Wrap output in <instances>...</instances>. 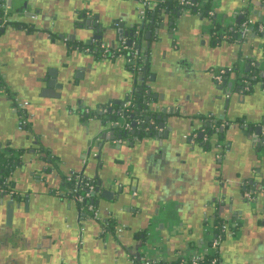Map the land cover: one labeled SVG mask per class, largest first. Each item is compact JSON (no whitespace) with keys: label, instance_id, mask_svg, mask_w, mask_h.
Returning <instances> with one entry per match:
<instances>
[{"label":"crops","instance_id":"0c3cea01","mask_svg":"<svg viewBox=\"0 0 264 264\" xmlns=\"http://www.w3.org/2000/svg\"><path fill=\"white\" fill-rule=\"evenodd\" d=\"M46 1V16L49 22L57 24L54 32L31 30L28 33L25 27L19 29L17 23L0 30V74L11 94L29 102L27 111L32 125L27 133L18 129L14 106L0 92V153L21 149L32 160L33 164H28L24 172L16 171L14 187L23 197L29 196L27 216L37 225L38 230L32 232L28 242L36 247L44 232V238L52 245L49 253L28 254L25 264H131L133 254L139 264L143 263L137 260L138 254L141 260L159 258L164 264H174L178 257L193 252L206 238L202 220L212 202L220 219L233 212L230 218L221 221L244 218L246 232L249 236L252 233L255 244L261 246L264 202L260 212L251 216L241 193L245 182L264 180V152L257 159L242 136L245 132L235 130L233 124L264 126V88L259 83L253 85L243 97H232L230 108L225 110L219 97L221 92L211 75L229 68L240 73L239 60L245 56L260 62L263 68L264 38L251 35L243 42L235 41L236 26L213 30L204 20L205 16L185 9L176 25L166 27L161 36L152 29L146 57L147 78L153 75L156 83H160V88L155 86L153 93L164 96L159 104L173 108L174 118L179 122L177 129L164 140L168 146L163 153L152 140L138 144L135 140L122 139L123 143L114 142L121 144L120 150H112L109 146L114 143H108L105 137L97 150L96 146L92 147L93 141L88 142L87 127L91 124L94 129L98 119L87 118V111L98 112L109 104L117 106V102L123 101L131 86L130 70L125 59L116 57L102 61L75 49L84 44L70 42L64 29L80 13L86 12L90 17L109 14L123 23L127 32L137 26L138 1ZM244 6L254 19L264 15V0H218L211 10L221 16L228 14L234 20L244 14ZM59 35L68 40L58 38ZM103 42H108L110 47L120 44L115 30L106 35ZM46 63L56 71L67 64L74 70L82 66L84 70L77 80L79 87L70 90L68 95L56 90L54 94L61 98L55 97L58 95L41 98L39 92L44 85H40L37 73L39 66ZM170 95L176 97L177 103H171ZM177 111L179 114L175 115ZM224 113L225 119L220 120ZM206 120H216L227 130L223 146L216 153L195 149V139L188 143V138H197L200 124ZM172 142H176L174 146ZM41 154L48 159L52 157L50 161L59 166L57 171L37 158ZM71 171H82V175L94 181L107 175L123 180L124 188L129 191L123 202L119 205L97 197L96 207L102 218L112 220L113 228L126 227L124 238L118 241L107 238L104 246L98 236L97 222H101L87 220L65 195L66 174ZM23 199L17 200L21 209L14 210L20 215ZM78 228L85 230L84 248L79 255L72 251ZM230 242L225 241L220 250L222 260H225V252L232 249ZM263 251L261 249L260 253ZM11 259V254L5 256L6 262L22 264Z\"/></svg>","mask_w":264,"mask_h":264},{"label":"water","instance_id":"95a60500","mask_svg":"<svg viewBox=\"0 0 264 264\" xmlns=\"http://www.w3.org/2000/svg\"><path fill=\"white\" fill-rule=\"evenodd\" d=\"M148 6L149 10V19L148 22L144 24L145 31L143 33L142 41H140L144 59L143 64H146L144 68L142 65V69L139 72H134L132 68V64H127L129 67V81L131 83L130 88L127 90L125 100L132 99L136 104L135 110L129 114L128 119H130V131H123L121 128L123 126V122H120V118H118L120 114V110L122 107V102H117L116 105L119 109L116 111V115L114 117H103L100 112L99 117L96 118V126L94 129L90 124L87 129L89 131L88 142L93 141V146H96L98 150L99 143L104 139L103 136L106 134L105 138L108 143H114L117 140L124 139V135L133 136L131 140L128 142L135 140L138 144L141 142H145V140H152L158 144L162 153L166 152L167 143L164 140L168 139L169 135H172L171 132L176 131L177 124L179 122L174 118L173 108H169L167 105H161L160 102L164 101V96H159L157 93H153L155 91V86H160V83H156L155 76H150L147 78L148 66L146 57L148 55V50L150 48V37L151 31L154 29V34L162 35L163 31L166 27H171L176 25L177 19L181 16L182 11H173L171 7L163 0H152ZM193 4H196V7L191 11L193 13H197L198 10L201 12L200 8H204L205 5L212 6L218 0H191ZM46 0H8L7 7L11 11L8 16V24H19L18 28L22 29V27L27 28L26 31L34 32H54L53 29L56 27V23L51 21L49 22V16H46L44 11V4ZM180 2V0H179ZM199 7V9H198ZM248 7L244 6V14L248 13ZM213 12V11H212ZM199 13V12H198ZM239 15L236 19L232 20V17L228 14H223L222 16L216 11L212 17H208L207 12L205 13V18L201 15V17L206 20L207 25L214 30L217 27L224 28L230 26H238L241 20L245 17V15ZM264 14V11H263ZM106 17H101L96 15L94 17H90L86 12L80 13L77 18H74L72 22L64 29L65 33L69 35V41L81 42L84 46L92 45V42H103L106 35H109L113 30H115L117 35V40H122L123 38H135L137 37L136 33H133L134 26L129 31H124V24L119 23L109 14H105ZM221 16V18H220ZM17 17H22L24 19H16ZM1 31H4L2 29ZM170 31V30H169ZM81 35V37H80ZM58 38H64V35H59ZM68 40V38L66 39ZM104 43V42H103ZM80 63V62H79ZM82 63V62H81ZM260 62H258V66H260ZM48 64H43L39 66V70L37 73V79L40 85H44V88L39 92V96L41 98H47L52 95L56 98H61L59 94H54L56 90L64 91L65 95L70 93V90L76 89L79 86V82H77L79 75H81L84 68L82 66H78L75 70L68 66V64L63 67L61 70L56 71L55 69H50ZM81 67V68H80ZM89 67V66H87ZM263 69V68H262ZM249 70V64L246 65L244 72L247 73ZM264 75V74H263ZM263 75L261 77H263ZM230 78L231 81L229 80ZM240 75L238 76L236 73L233 74L232 77H226L225 82L222 85L217 86V90L221 92L220 99L223 100L224 109L230 108V99L237 95L243 97L244 90L241 88L240 84ZM156 84V85H155ZM154 85V86H153ZM160 88V87H159ZM137 95V98H133V95ZM138 98H141L139 101ZM158 98V100H157ZM171 103L176 102V97L170 95ZM11 103H14V100L9 98ZM177 103V102H176ZM174 105V104H173ZM169 108V109H167ZM113 113L112 110H109V114ZM179 114V111L175 112V115ZM225 113L219 118L220 120L225 119ZM127 119V120H128ZM117 123V124H116ZM233 128L235 130L245 132V135H242L243 138L247 140L253 152L256 155V158L259 159V156H262L264 152V133H263V124L258 125L256 127H248L247 125L241 126L240 124H233ZM109 130L107 133L102 134L103 131ZM197 138L190 137L188 138V143L196 142L195 149H205L207 151H218L223 146V139L226 138L225 126L220 125L216 120H206L205 122H201L200 129L198 130ZM177 136V135H176ZM241 136V138H242ZM173 139L176 138L173 136ZM172 139V140H173ZM127 140V139H125ZM86 145L87 147H89ZM176 142H172L174 146ZM133 144L131 143L130 146ZM112 150L113 148L116 150L121 148V144H113L109 146ZM38 159H42V161L46 164H50V167L57 171L58 165L53 164L50 159L45 154L39 155ZM29 163H32V160H29ZM43 172L46 173L44 170ZM51 172V171H50ZM2 173V171L0 172ZM46 175V174H45ZM44 175V176H45ZM37 180L42 176H35ZM48 180V179H47ZM43 181V180H42ZM46 182V181H45ZM253 183V180L250 181ZM124 188L123 180H119L114 178V176H102L98 180H96L95 188L91 193L93 202L96 204L97 197L101 198L104 201L118 203L120 205L123 202L125 195L128 196L129 191ZM133 190V189H130ZM64 196V194H63ZM24 198V208H28L29 205V196H21ZM19 199V198H18ZM18 207H20V203L18 202ZM158 213V209L156 210V214ZM47 239V238H46ZM79 255V253H78ZM137 260L140 261V256L138 254ZM154 260H148L147 263H153Z\"/></svg>","mask_w":264,"mask_h":264},{"label":"flooded vegetation","instance_id":"af4514ba","mask_svg":"<svg viewBox=\"0 0 264 264\" xmlns=\"http://www.w3.org/2000/svg\"><path fill=\"white\" fill-rule=\"evenodd\" d=\"M137 1H138V8H139L140 7V1L139 0H137ZM164 4L169 5L168 2H165ZM173 11H176V10H173ZM178 11H180V10H178ZM148 14L149 13H147L145 18L143 20H141L139 12H138V22L136 24L137 26L135 27V29L133 31V33H136V35H137L136 38H138V39L140 38L141 41L143 38V33L145 31L144 24L146 22H148V19H149ZM94 16H96V15L91 16V18ZM7 25H8V22L4 25H1L0 30H1V28L6 27ZM121 41L122 40H119L118 42L121 43ZM101 44H105V45L110 46V44H108V42L103 43V42L94 41V42H92V45H89V46L83 45V46H79V47L77 46V47H75V49H77V50L81 49L86 54H92L94 57H96L102 61H108L109 58H102L101 57L102 53L100 52V47H99ZM86 49H88L89 51H86ZM140 49L143 50L141 44L139 46V52H140ZM139 55H140V53H139ZM128 57L129 56H125V55H123L121 57L122 59H125L126 64L131 63L128 61ZM257 64H258V62H256L255 65H257ZM246 65H247V63H245L243 65L244 70H245ZM259 68L262 72H264V67H263V69L261 67H259ZM251 69L252 68H250V66H249L248 71H251ZM134 72L136 73L139 71H136V69H135ZM250 85H251V82H250ZM241 88L243 89L242 85H241ZM245 93H247V92L244 91V94ZM7 98L9 99V97H7ZM12 99L14 100V103H13L14 107L13 108L15 109L16 116H17V126H18V120L20 117H24L26 119V122H27L23 128L20 129L18 127V129L21 130L22 132H26V133L30 132L32 129V125H31L30 114L27 111V108L29 106V102L19 99L18 97H16V95H13ZM20 102H27V106L24 109H21L18 106V104ZM121 102L123 104L125 101L123 100ZM110 109L112 110V112H115L119 109V107L115 106L114 104H109V105L103 107L102 110L98 111V112H88L87 111L88 114H86V115H87V118L90 117L92 119H96L99 117L98 114H100V112L102 113L101 115H106L109 113ZM104 110H105V112H104ZM24 112H26V115H24L25 114ZM118 118H119V116H118ZM127 119L128 118H126V121H128ZM218 126H220V124H218ZM105 136H106V134L103 136V138ZM121 143H123V140ZM24 152L25 151L21 150V149H17V150L7 149L5 153H0L1 160L10 158L9 156L14 157V159L10 160L11 166H10V169H9V172H8L6 178L3 179V176H4L3 171L0 170V172L2 171V173H0V179H1V181H0V208L2 210V218L0 219V264H11V261H9V262L5 261V256L7 254H11V256H12L11 260H14V261L17 260V261L22 262V264H25L26 261L24 262V260H27L28 254H30V253L31 254H35L37 252L49 253L52 251V245H50V243H48L47 240L44 238V235H45L44 232L41 233L40 244L37 245L36 247L35 246L33 247L28 242V239L32 236V232H35L36 230H38L37 225L35 224L36 222H33L27 216V213L29 212V208H23L22 209L23 210L22 215H20L18 212H16V211L21 209L20 207H18L17 200H18V198H20L22 196V194H20L19 191L16 190L14 187V182H13V180L15 178L14 176H15L16 171H18V170H21L24 172L25 168L28 167V164H30L29 160H31V159H28L27 154ZM70 173L71 172L66 174L67 175L66 179H65L66 181H68L67 178H68V175ZM81 173H82V171H81ZM92 181L94 182V184L96 183V181H94V180H92ZM65 189H67V188H65ZM261 190H264V180H262L261 182L257 181V183H250V182L246 183L245 182L244 185L242 186V193H241V198L243 200L242 202L244 203V205L246 204L247 207L249 208V212L251 213V216H253V215L255 216L256 212H260V210L262 208V203L264 202V197L259 196V193H258ZM246 192H249L251 194V198L249 200L244 198V193H246ZM214 204L215 203L212 202L211 207L207 208L205 210L204 214L202 213L203 214V220L202 221L204 223L202 225L203 234H204V226L208 221H211V223L213 222V224H214V222L218 223L221 220H223L224 218H230L229 216H232L233 212H230L231 214L229 213V216L221 217L223 219H220V217L218 215V209ZM230 209H232V208H230ZM14 210H16V211H14ZM249 212H248V214H250ZM80 214H82V216L86 217L87 220L91 219V218H89L87 212H80ZM245 214L247 215L246 212H245ZM91 220H93V219H91ZM225 220L227 221V219H225ZM97 223L99 224L98 236H99V238L102 239V243L104 244V246H105V243H107V241H108L107 238H112V239L117 240V241L124 238V235L126 233V227L125 226H123L124 230L122 233H117L116 232L117 226H114V228H113V226H110V228L107 229V228H104L105 226H102L101 223H99V222H97ZM84 231H85L84 229L82 230L79 228H78V230L76 229V231H75L76 243L74 242L72 244L73 250L72 249L71 250L76 252L77 254L78 253L80 254L82 249L84 248V245H83L84 244V241H83ZM245 234H247L249 236V233L246 232V222L244 221V218L243 219L238 218L236 221L234 232L230 231L229 233H227L225 236H223V238L221 239V241L219 243L218 252H217L219 264H264V257H263L264 251H263V253H260L261 249L264 250V247H263L264 241L262 242L263 245L261 244V246H259V245L255 244L254 237H253L254 235L252 233H251V236H249V237H251L249 240H248L249 237H247V236L245 237ZM227 239L231 240L230 246H232V245L233 246L231 247L232 249H229L228 251L225 252V260H222V258L220 257V250H221V248H223L224 242L228 241ZM133 255H131L132 257H131L130 261L132 262L131 264H136L138 262L135 261V258L133 257ZM136 256H137V254H136ZM79 259H80V257H79ZM160 264H164V263L160 262Z\"/></svg>","mask_w":264,"mask_h":264},{"label":"built area","instance_id":"2783aa9c","mask_svg":"<svg viewBox=\"0 0 264 264\" xmlns=\"http://www.w3.org/2000/svg\"><path fill=\"white\" fill-rule=\"evenodd\" d=\"M7 1L8 0H0V22L1 25H4L7 23V19L9 16V9L7 7ZM140 1V7H139V15L140 19L143 20L147 13L149 12L148 6L152 0H139ZM164 2H171L173 0H163ZM180 4L182 6L191 7L192 3L190 0H181ZM199 14L200 11L198 10ZM212 11H209V14L212 15ZM245 15V14H244ZM264 18V15L262 16ZM261 19V18H259ZM259 19H254L248 15H246L240 24L238 25L237 30V39L239 41L246 40L249 36H260L264 38V26L261 22H259ZM100 52L102 58H111L114 59L116 57L121 58L123 55H125V52H127L128 61L131 62L132 66H129L132 68V70L141 71V57L139 55V42L137 39H130V38H124L122 39L119 46L116 47H110L109 45L101 44L100 46ZM86 51H89L86 49ZM261 52L264 54V42L261 47ZM91 53V52H90ZM249 64V63H248ZM250 68L255 66V62H251L249 64ZM232 69H219L217 73H213L211 76L214 81L221 84L224 82L225 78L227 77L228 73H230ZM256 77L253 75L252 79L254 80ZM231 81V80H230ZM249 80L243 79L239 81L240 86H243V90L246 91L249 89L250 86ZM130 94L126 95L129 96ZM134 103L132 99L125 100L123 103L119 118L120 122H123L122 130L123 131H130V121L129 123L126 121V118H128L129 114L133 112ZM18 106L21 109H24L27 106V102H20ZM105 112V110H104ZM26 119L24 117H20L18 120V127L21 129L26 125ZM117 124V123H116ZM264 133V129H263ZM118 143H121L122 140H117ZM85 163V160H83ZM73 178V179H72ZM68 181H73V187L71 189H68L65 193L67 195L68 199L71 200L74 204L78 206L79 212H87L89 218L95 220V221H101L105 222V227H107L108 220H110L108 217L102 218L100 210L95 207L93 204V198L91 193L93 192L95 188L94 182L86 178L80 171L72 172L68 175L67 178ZM259 193V196L264 197V190H261ZM244 198L249 200L251 198V194L249 192L244 193ZM105 220V221H104ZM236 225L235 220H227V221H220L217 223V226L214 227L213 222L208 221L204 226V233H205V239L202 241L201 245L198 246L193 250V252L181 255L177 258L174 264H219L218 263V246L223 238L227 233L230 231L234 232ZM124 230L123 226L116 227L117 233H122ZM154 262L152 264H160L159 258H154ZM148 260H141L140 263L143 264H149L147 263ZM151 264V263H150Z\"/></svg>","mask_w":264,"mask_h":264},{"label":"trees","instance_id":"16d2710c","mask_svg":"<svg viewBox=\"0 0 264 264\" xmlns=\"http://www.w3.org/2000/svg\"><path fill=\"white\" fill-rule=\"evenodd\" d=\"M168 4L170 5V7H171V9L172 10H176V11H178V10H183V6L180 4V2H179V0H173V1H171V2H168ZM193 7H196V4H194V6ZM198 9H199V7H198ZM200 10H201V14L202 15H205V13L206 12H209L210 10H211V6L210 5H208V3L205 5V7L204 8H200ZM247 15V13L245 14V16ZM261 19H259L258 21L259 22H261L263 25L262 26H264V18H262V16L260 17ZM0 26H1V22H0ZM132 39H137V41H141L140 40V38L138 39V38H131V40ZM138 53H140V57H141V60H142V62H143V59H144V53H143V50H141L140 49V52H138ZM125 56H128L127 55V52H125ZM140 63L144 68L146 67V64H143V63ZM147 68V67H146ZM234 71H236V74H240V79L241 80H243L244 78L246 79V80H249V81H251V85L249 86V90H247V91H245V92H247V93H249L250 91H251V89H252V86L253 85H255V84H257L259 81L260 82H262L261 83V85H262V87H264V78H261V76L263 75V73L264 72H262L261 70H260V68L259 67H257V66H255L254 68H252V70L251 71H248L247 73L246 72H244L243 70L240 72V73H238L237 71H239V70H237V69H232V71L231 72H234ZM253 74H255L256 75V79H252V77H253ZM242 77V78H241ZM0 91L1 92H3L7 97H9V98H13V94H11V92H9L8 90H7V88H6V86H5V84H4V81H3V77L1 76V74H0ZM133 98H137V95H133ZM139 99V101H141V98H138ZM135 102L136 101H134L133 100V103H134V105H133V107L131 108V109H133V111L135 110V106H136V104H135ZM25 114L24 115H26V112H24ZM94 114V113H93ZM99 115V114H98ZM116 115V111L115 112H113V113H111V114H106V115H102L103 117H114ZM128 121H130V119H128ZM132 137L133 136H131V135H124L123 136V138L124 139H127V140H131L132 139ZM10 158H7V159H4V160H1V158H0V170H2L3 171V174H4V176H3V179L4 178H6V176H7V174H8V172H9V169H10V164H11V162H10V160H12V159H14V157H12V156H9ZM52 158V157H51ZM50 158V160H52ZM52 162V161H51ZM0 181H1V179H0ZM73 187V181H66L65 182V188H67V189H71ZM93 204L95 205V203L93 202ZM95 207H96V205H95ZM105 221V220H104ZM105 222H101V225L102 226H105V224H104ZM108 224H109V226H107V227H104V228H107V229H109L110 228V226H112V224H114L113 222H112V220L110 219V220H108ZM214 227H216L217 226V222H214Z\"/></svg>","mask_w":264,"mask_h":264},{"label":"rangeland","instance_id":"374dc122","mask_svg":"<svg viewBox=\"0 0 264 264\" xmlns=\"http://www.w3.org/2000/svg\"><path fill=\"white\" fill-rule=\"evenodd\" d=\"M181 1V0H180ZM190 2L192 3V1L190 0ZM194 6V4L192 3V6L191 7H187V6H183L184 8L183 9H185V11H187V12H191L195 7H193ZM210 11H212V10H210ZM138 12H139V8H138ZM149 13V12H148ZM198 13V12H197ZM199 14V13H198ZM200 14H201V12H200ZM207 14H208V17H212L213 15H214V12L212 13V15H210L209 14V12H207ZM248 14V13H247ZM249 16V15H248ZM251 17V16H250ZM242 21V20H241ZM237 30H238V26H236V29H235V31H234V39H235V41L237 40L238 42H243V41H239L238 39H237ZM139 42V41H138ZM140 42H139V46H140ZM239 62H240V70H244V64L245 63H251V62H255V64H256V60L254 59V58H249V57H247V56H245V57H243L241 60H239ZM255 66H257V67H261L262 65L260 64V66H258V65H255ZM255 66H253V67H251V68H254ZM262 68V67H261ZM252 70V69H251ZM233 72H230V73H228V75H227V77H230V75L232 74ZM264 74V73H263ZM255 77H256V75L255 74H253ZM262 78H264V75H263V77ZM232 78H230L229 80H231ZM256 79V78H255ZM214 81V80H213ZM215 82V84L216 85H222L224 82H225V80H224V82L223 83H221V84H219V83H217L216 81H214ZM259 84H261L262 82H258ZM264 85V84H263ZM264 88V87H263ZM128 123H129V121H127ZM131 122V121H130ZM264 129V128H263ZM86 163V162H85Z\"/></svg>","mask_w":264,"mask_h":264}]
</instances>
